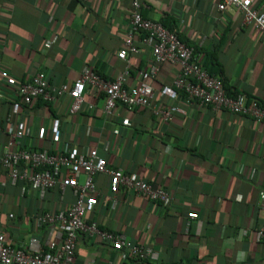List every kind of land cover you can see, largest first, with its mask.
Here are the masks:
<instances>
[{"label": "crops", "instance_id": "crops-1", "mask_svg": "<svg viewBox=\"0 0 264 264\" xmlns=\"http://www.w3.org/2000/svg\"><path fill=\"white\" fill-rule=\"evenodd\" d=\"M139 1L145 5L144 17L164 21L166 28L195 48L200 65L222 76L228 93L239 92L264 107V36L244 24L238 8L221 11L220 0ZM132 2L0 0V65L21 81L44 72L57 86L73 83L85 66L108 79L129 67L127 85L134 86L150 67L153 52L136 34L139 51L129 53L127 61L117 55L125 47ZM253 6L264 11V0H254ZM177 73L176 64L164 62L149 80L155 89L153 105L133 109L118 105L112 116L104 114V94L90 86L78 113L70 112L71 99L64 94L55 101L23 104L10 120L16 97L3 94L0 148L9 141V128L17 120L31 129L27 146L49 147L52 121L58 117L56 152L74 144L83 152L96 147L109 167L123 168L170 194V203L163 206L130 188L115 186L110 174H97L99 204L87 220L124 233L153 250L157 258L139 259L125 248L115 250L110 242L83 233L75 264H264V239H257V230L264 229V211L259 208L264 190V120L162 96L161 87L172 84ZM90 104L95 107L89 109ZM171 104L184 110L171 121L154 113L155 107ZM124 118L131 124L124 125ZM116 128L119 134L113 132ZM84 179L81 173L79 181ZM25 185L12 182L0 164V234L9 244L23 245L37 238L46 248L58 228L38 226L34 215L68 209L75 196L72 189L55 186L40 198L28 186L23 191ZM190 212L199 217L190 219Z\"/></svg>", "mask_w": 264, "mask_h": 264}, {"label": "built area", "instance_id": "built-area-1", "mask_svg": "<svg viewBox=\"0 0 264 264\" xmlns=\"http://www.w3.org/2000/svg\"><path fill=\"white\" fill-rule=\"evenodd\" d=\"M253 3L254 0H220L218 9L225 11L231 7L238 8L243 14L244 24L253 25L264 36V11L255 8ZM144 6L139 0H133L130 25L125 30V47L117 54L120 59L127 61L129 53L139 51L134 41L136 34H141L140 43L152 48L153 61L148 70L140 73L138 84L127 85L130 77L129 67L121 71L116 78L106 79L89 66H85L81 76L73 83L57 86L50 83L44 72L36 73L28 81H21L13 76L9 69L0 65V100L5 98L3 94L6 93H12L16 97L7 120L19 114L23 104L30 105L40 99L55 101L64 94L71 99L70 112L78 113L85 103L88 86L104 94L106 116L114 115L118 105L129 109L151 107L155 89L149 80L159 72L164 62L176 64L178 73L172 84L161 87L162 96L170 100L180 98L186 101L195 100L203 106H210L213 110L226 108L233 113L251 116L257 121L264 120V107L259 101L248 100L244 94L229 95L223 77L211 74L203 68L197 59L195 48L181 40L176 32L166 28L160 21L144 17L142 13ZM88 107L93 109L95 106L90 104ZM183 111L173 104L154 108V113L165 122L171 121L177 112ZM122 123L126 126L131 124L128 118H124ZM60 125L61 120L58 117L54 118L51 126L53 137L51 144L42 150H36L26 145V138L31 135L30 127L23 120H17L15 125L9 128V141L0 148V164L8 171L12 182H25L23 191L28 186L38 191L40 198H44L48 190L59 186L62 191L72 189L75 196L73 204L68 209L56 212L43 210L34 215L38 226L48 224L58 228V231H52L46 248L41 246L37 238H31L23 245L9 244L5 235L1 233L0 264H75L79 238L83 233L110 242L115 250L125 248L139 259L157 258L153 250L132 242L122 232L102 229L97 221H88L87 216L94 212L99 204V190L95 178L100 173L110 174L115 186L130 188L133 192L163 206L170 203V194L160 187L155 188L149 182L126 173L123 168L109 167L107 158L102 156L96 147L83 152L74 144L62 152H56L55 142ZM2 130L0 119V132ZM113 132L120 133L117 128ZM104 149L108 151V143ZM21 166L25 168L21 169ZM81 173L85 174L83 182L79 181ZM259 208L264 211V190L260 192ZM188 216L194 220L199 214L190 212ZM243 234H247V230H243ZM257 239H264V229L257 230Z\"/></svg>", "mask_w": 264, "mask_h": 264}, {"label": "trees", "instance_id": "trees-1", "mask_svg": "<svg viewBox=\"0 0 264 264\" xmlns=\"http://www.w3.org/2000/svg\"><path fill=\"white\" fill-rule=\"evenodd\" d=\"M162 23H164L163 25H165V26H167V27H169L164 21L162 22ZM178 34V33H177ZM180 37V36H179ZM185 42V41H184ZM186 43V42H185ZM195 54H197V52L195 51ZM211 74H214V73H211ZM105 78V77H104ZM106 79H108V78H106ZM226 87V86H225ZM226 90L228 91V89L226 88ZM229 95H231V96H234V95H238V94H241V93H239V92H230V93H228ZM42 101V99H40L38 102H41Z\"/></svg>", "mask_w": 264, "mask_h": 264}]
</instances>
